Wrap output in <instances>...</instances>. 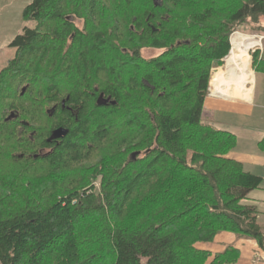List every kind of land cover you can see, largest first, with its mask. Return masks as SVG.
<instances>
[{
    "label": "trees",
    "instance_id": "1",
    "mask_svg": "<svg viewBox=\"0 0 264 264\" xmlns=\"http://www.w3.org/2000/svg\"><path fill=\"white\" fill-rule=\"evenodd\" d=\"M22 15L0 70V264H235L233 247L198 246L221 232L264 252L244 202L262 177L201 121L210 68L236 27L264 31V0H31Z\"/></svg>",
    "mask_w": 264,
    "mask_h": 264
},
{
    "label": "rangeland",
    "instance_id": "2",
    "mask_svg": "<svg viewBox=\"0 0 264 264\" xmlns=\"http://www.w3.org/2000/svg\"><path fill=\"white\" fill-rule=\"evenodd\" d=\"M30 2L31 0H0V70L6 67L8 61L14 55V47L10 46L14 37L22 32L23 27L33 26V22L24 19L22 15L24 7ZM261 21V24L264 25V17L261 18ZM235 33L254 36V38L258 39L260 43L258 46H255L249 51L251 57V70L253 71V75L255 72L256 75L254 76L257 79L254 87L255 91L253 93L252 100L249 103L239 102L241 99H246L247 96L245 98H241L240 100L237 99V101L232 100V98L225 99L216 96L219 92L213 83L214 81L210 84L211 79L216 76L217 72H223L222 68H224L225 65V58L232 49L231 38ZM228 43L229 49L226 55L210 68V79L208 84L209 94L205 99L201 121L203 124L209 125L214 129L225 130L233 133L237 138V143L234 147L237 154H247L251 156L261 152L259 142L264 140V71L261 64L260 66L256 65L254 71V63L256 62L255 59L258 58L260 60L262 55H264V31L252 27L249 23H244L243 25L236 27L229 34ZM159 52L160 51L156 49L146 48L142 50V55L145 58H150L159 54ZM223 60L224 62L222 64ZM62 67L59 68V76H61ZM215 69H217L216 73H214ZM11 83H13L12 88H17L19 92L23 87L26 89L28 86V82L23 84L21 82H16L15 85L14 81ZM22 95L23 94L20 96ZM143 154L144 152L142 155ZM97 161L98 163H101L99 156L91 159L88 163L84 162L83 165H78L76 169L81 168L82 166L85 167L88 164H92ZM243 167L246 171H251L253 174H257L262 177L260 187L257 189L264 188V167H261V165L249 167L246 163L245 165L243 164ZM92 185L94 186V191L98 193L100 190V178L98 177L93 180ZM256 194L260 195L261 193L254 192L252 195L255 196ZM91 221L92 218H90V222Z\"/></svg>",
    "mask_w": 264,
    "mask_h": 264
},
{
    "label": "crops",
    "instance_id": "3",
    "mask_svg": "<svg viewBox=\"0 0 264 264\" xmlns=\"http://www.w3.org/2000/svg\"><path fill=\"white\" fill-rule=\"evenodd\" d=\"M260 64L264 71V61H261ZM254 75H256L255 72ZM256 81L257 79L254 76L252 94L248 95L246 99H241V100L238 99L240 100L239 102L249 103L252 100L253 93L255 91L254 87L256 85ZM216 96L221 97L219 94ZM225 99H230V98H225ZM232 100L237 101V99H232ZM259 148L261 152H259V154H253L251 156L247 154L244 155L237 154V152L234 149L229 153V155L240 161L242 165L243 164L245 165L246 163L249 165V167L254 165H261V167H264V143ZM254 192H259L261 194L260 195L256 194L255 196H253L252 194ZM244 202L250 205H254L256 207L258 211L257 221L260 227L262 228V230L264 231V188L250 191L247 195V199H245ZM198 246L200 248L209 250L212 253V255L223 252L225 248L228 246L233 247L238 251V257L235 264H264V252L258 247L257 243L253 239L243 237L237 234H233L230 232H221L215 236L214 240L211 243H207V244L203 243V244H199Z\"/></svg>",
    "mask_w": 264,
    "mask_h": 264
},
{
    "label": "bare ground",
    "instance_id": "4",
    "mask_svg": "<svg viewBox=\"0 0 264 264\" xmlns=\"http://www.w3.org/2000/svg\"><path fill=\"white\" fill-rule=\"evenodd\" d=\"M231 44L232 49L225 58L223 72L213 83L221 97L241 99L252 94L254 75L249 51L260 43L254 36L235 33Z\"/></svg>",
    "mask_w": 264,
    "mask_h": 264
},
{
    "label": "water",
    "instance_id": "5",
    "mask_svg": "<svg viewBox=\"0 0 264 264\" xmlns=\"http://www.w3.org/2000/svg\"><path fill=\"white\" fill-rule=\"evenodd\" d=\"M25 91V87L22 88V91H21V94H23ZM66 99H68V97H66ZM109 99H105V101L103 102L104 104L108 101ZM62 106H64V100H62ZM111 104H115V101H110ZM54 110V108H51L50 110H48L49 112V115H52V112ZM12 117V114H10L6 120H9L10 118ZM68 130L64 127H57L55 129H53L51 132H50V135L49 137L47 138V142H51L52 140H58V139H61L63 137L66 136ZM139 154V152H135V153H132V158H135L137 155Z\"/></svg>",
    "mask_w": 264,
    "mask_h": 264
}]
</instances>
